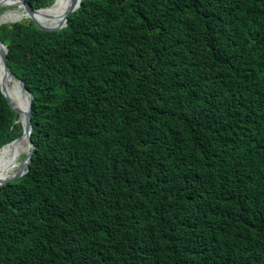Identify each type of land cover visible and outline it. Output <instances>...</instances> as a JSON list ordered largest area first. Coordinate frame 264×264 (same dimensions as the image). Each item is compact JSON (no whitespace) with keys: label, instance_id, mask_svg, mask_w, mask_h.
Returning a JSON list of instances; mask_svg holds the SVG:
<instances>
[{"label":"trees","instance_id":"trees-1","mask_svg":"<svg viewBox=\"0 0 264 264\" xmlns=\"http://www.w3.org/2000/svg\"><path fill=\"white\" fill-rule=\"evenodd\" d=\"M0 37L35 143L0 264H264V0H81ZM18 118L0 88V153Z\"/></svg>","mask_w":264,"mask_h":264},{"label":"bare ground","instance_id":"bare-ground-1","mask_svg":"<svg viewBox=\"0 0 264 264\" xmlns=\"http://www.w3.org/2000/svg\"><path fill=\"white\" fill-rule=\"evenodd\" d=\"M7 1L10 2L11 0H6V2ZM14 1L16 0H12V3H14ZM62 1L63 0H55V2L52 5L35 11L34 18L37 21L46 24H51L53 26H57L58 24L62 23L66 17L67 11L69 9L72 0H65L64 5L58 7L59 4L62 3ZM17 3L20 4V6H22V11L18 12L17 14L11 11L1 14L0 23H3L8 20H17L29 16L27 11L23 8V4L19 0H17ZM0 76H2L3 78L4 77L7 78L8 81L12 84V86L16 90L15 95L17 99L12 89H11V94H12L11 95L4 88L6 93L9 95L10 99L14 102L15 105L21 107L22 110H26L29 101L28 99L29 96L21 88L19 80L14 78L10 73H6L1 59H0ZM29 149H30V143L27 139L26 133H24L15 139L14 143L8 150L1 151L0 162H5V164L0 166V183L7 180L10 176H12L13 174H15L24 167V163H25L24 156L29 151Z\"/></svg>","mask_w":264,"mask_h":264},{"label":"water","instance_id":"water-1","mask_svg":"<svg viewBox=\"0 0 264 264\" xmlns=\"http://www.w3.org/2000/svg\"><path fill=\"white\" fill-rule=\"evenodd\" d=\"M19 1L23 4L24 9L27 11L29 16L36 22V24L39 27H41L42 29L47 30V31H56V30L61 29L64 26H66L69 14L71 12L75 11L81 5V0H72L64 21L62 23L58 24L57 26L48 27V26H45V25L39 23L34 18V12L41 9V8L33 7V5L28 0H19ZM7 52H8V45L5 44L0 37V59L3 63L5 71H6V73H10L14 78L19 80L21 88L29 96V98H28L29 101H28V105H27L26 110H22L21 107L15 105L13 103V101L10 99L9 95L6 93L4 87H2L1 84H0V88H1V91L3 92V94L6 96L9 103L11 104V106L19 113L18 121L21 122L23 125V134L26 133V135H27V139L30 143V149L26 153V157L24 158V161H25L24 167L22 169H20L18 172H16L15 174H13L12 176H10L7 180L1 182L0 185L5 184V183L10 182V181H13L28 171V169L30 168V162L32 160V156H33V152H34V148H35V143L33 142L32 137H31L32 128H33V126H32V98H33V93L26 86L25 82L12 71L11 67L8 64Z\"/></svg>","mask_w":264,"mask_h":264},{"label":"rangeland","instance_id":"rangeland-1","mask_svg":"<svg viewBox=\"0 0 264 264\" xmlns=\"http://www.w3.org/2000/svg\"><path fill=\"white\" fill-rule=\"evenodd\" d=\"M5 1V2H4ZM23 8H24V6H23ZM14 12L15 14H17L18 12H20V11H22V6H20V4H18L17 3V0L16 1H14V3H12V0L10 1V2H6V0H0V15L1 14H3V13H7V12ZM24 18V19H23ZM23 18H21V19H17V20H29V19H32L30 16H28V17H23ZM12 21H16V20H8V21H5V22H3V23H7V22H12ZM39 23H41V24H46V23H42V22H40V21H38ZM0 24H2V23H0ZM46 25H50V26H53V25H51V24H46ZM5 78V77H4ZM5 81H6V83H5V85H4V88L11 94V89L13 90V92H14V95L16 94V90L14 89V87L12 86V84L8 81V79L7 78H5ZM12 95V94H11ZM15 97H16V95H15ZM16 99H17V97H16ZM18 101V100H17ZM19 104V103H18ZM18 138V137H17ZM14 143V141L9 145V146H6V147H3V150L2 151H6V150H8L11 146H12V144ZM26 157V154H25V156H24V158ZM5 164V162H0V166L1 165H4Z\"/></svg>","mask_w":264,"mask_h":264}]
</instances>
